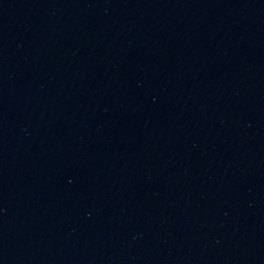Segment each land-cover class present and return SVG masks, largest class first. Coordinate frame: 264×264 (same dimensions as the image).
Masks as SVG:
<instances>
[{"label": "water", "instance_id": "obj_1", "mask_svg": "<svg viewBox=\"0 0 264 264\" xmlns=\"http://www.w3.org/2000/svg\"><path fill=\"white\" fill-rule=\"evenodd\" d=\"M0 264H264V0H0Z\"/></svg>", "mask_w": 264, "mask_h": 264}]
</instances>
